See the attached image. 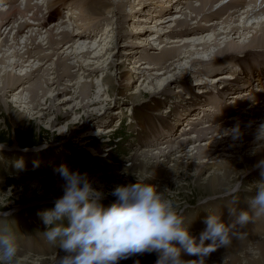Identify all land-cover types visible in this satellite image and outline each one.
I'll list each match as a JSON object with an SVG mask.
<instances>
[{
	"label": "rangeland",
	"instance_id": "1",
	"mask_svg": "<svg viewBox=\"0 0 264 264\" xmlns=\"http://www.w3.org/2000/svg\"><path fill=\"white\" fill-rule=\"evenodd\" d=\"M105 1L109 2V6L106 8V10H104L105 16H103L102 18H109V20L102 21L101 23H99L101 24V26L94 29L96 33L95 38L98 39L95 45L101 42L100 45H103V49H100L99 52H95L96 46H93V48L88 49L89 53L87 52V54L83 56V53H79L81 52V49L76 51L73 50L74 48H71L72 50L65 49L66 43L64 42L67 41V39H64V42L62 44H53V48H50V46L48 47L47 52L45 53L48 54V59H50V61H38V65L43 64L44 62H46V64L42 66L41 70H37V72L31 75L29 80L30 83H37L39 76L43 72L48 73V71L46 70L42 71L43 68L46 69V67L50 68L52 66L53 68L49 73L54 72V74L51 73V75L48 76L43 75L44 78L50 79L49 82H54L51 84V92H46L43 96L44 99H42L40 97L41 90L39 89L38 94L40 98L37 99L35 103H33V106H37L38 103H45L44 105H38L37 108L35 107V110H31V104H28V107L25 105L23 106V104L20 106H15L13 96H16V98H18L19 93L23 88L20 86H18V88L14 91H10L12 90L11 87H9V89L5 91H0V145H2L0 146L2 147L0 148V213L10 212L11 215L7 217V220L14 228L17 227L16 231L20 242V250L16 258V264H18L20 260L25 258H27L29 262L32 260L29 264H46L45 261H48L49 264H55L54 259H56L60 254L58 248L49 245L42 238L41 233L45 230L46 226L44 225L38 213L47 208L53 207L54 198L62 195V183L58 182V179L60 177L58 174L54 173V169L58 168L61 164H66L73 170L78 169L82 173H87L93 187L106 194V198L102 201L104 205H108L115 200V198L111 195H107L115 185L135 183L137 180L143 182L145 181V178L150 177L146 182L156 185L158 190L163 192V195L166 198L172 199L178 205V209L184 212V215L187 218L188 222L191 221L190 231L196 237L199 236V233L205 227L204 223L202 222L204 220L203 217H207L210 214L209 211L206 210V208H208L210 211L219 213L221 215V219L224 222L229 224L232 223L235 217L233 216L234 219H230L227 214V212L229 211V202L231 200V197H228V192L240 189L241 191L237 192V196H240V198L234 206L237 209V212L242 209H247L248 205L244 200L245 190H249L250 194L251 190H254L255 188L254 182L261 179L260 170L253 169L252 165L255 164L259 159L264 158V155L258 158V152L263 151L262 149L264 148L260 147L258 151L255 150L252 152L250 151V148H252L253 145L254 147L258 146L257 143L259 140L261 142L259 143V145L263 144L264 129L263 131H260L261 134L258 137L251 138L250 136L254 135L253 132L255 130L260 129L258 128V126L261 123H264V121H261L260 123H257L255 125H251L254 118H252V121H250L251 123H249V125H251L250 127L245 125L243 129L241 128L242 131L245 132V134H251L249 136V138L251 139L244 142L245 145H251V147L244 149L243 152L240 151L238 153L236 152L237 150L234 149V147H237L234 145H238V143L226 145V147L230 146L231 150H227L224 152L221 151L222 148H217L219 151H217L214 156H218L223 152V155L217 158L222 159L220 162L231 159L247 162V156H251L250 159L252 160V162L249 163H239L237 172L231 174L229 177L235 178L234 181L232 180V182L230 179H227L228 183H225L226 185L224 188L210 191L209 188L200 186L202 184V181H200L199 178H205L206 175L210 173V171L214 169L217 166L216 164L219 162L210 164L201 162L204 160L206 161L207 158L204 160H200L199 158H197L198 156L194 158L195 156L192 155V151H188L189 148H186V146L188 145L181 146V152H177L178 154H169L167 158H164L163 156L160 157V154H162L163 151L167 152L168 149L172 147V144L177 145V143L182 138L180 132L183 131L186 122L184 121L183 124L180 123V125L177 126V122L175 121L180 113L182 115L184 113L183 109L180 110L182 107L179 106V102L182 99H186V97H184L185 92H180V85H182V83H186L185 85L190 86L189 88L192 87L191 91L196 93V90L199 89L200 86L199 83L195 85V77H207L208 75L212 74H206L207 69L211 67V65L206 62L203 63L201 62V60L203 61V59H207L212 54H215L217 48L223 46L224 43H227V41H233L234 43L239 42L241 39H239L238 35L224 37L223 34H220L215 40L208 39V42L210 41L214 43L210 46L209 43L206 44L207 49L204 50H202L198 45L190 43L192 47L190 45L184 47L180 42H178L180 46H178L177 49L179 48V51H182L181 53H179L178 51L180 55L177 53L178 56L174 58L172 57L173 59L166 58L164 60H161L163 62H160V64H155L153 63V61L155 60L154 62L157 63L158 58H153L157 57L160 52L166 49L164 52L165 55L168 48L173 45H178L177 43L169 42L171 39L162 41V39L159 38L156 40L155 38L158 37L156 34L148 37L147 34H149V32H145L146 29L150 30L149 28H151L152 30H156V27H158V29H160L159 27H161L162 24L160 26H157V24L159 25V23H155L154 19L156 17H162L164 14L152 15L149 11V7L152 4L148 5L149 1L147 2V0H143L141 4H139L141 0ZM138 5L141 7L145 5L147 7H145V9H141V7L139 8ZM166 5L167 4L163 5L160 8L164 9L162 10L163 12H169L170 15L166 18L163 17L162 20L173 21L175 17H172L171 14L174 10L171 11L169 6ZM160 8L157 7L158 10ZM171 8L173 9V7ZM38 9L40 15L45 13L44 10L46 9L44 7ZM154 9L155 8L153 7V9L151 10ZM65 10V6H63V13L55 12L51 16L49 15L46 28H39L40 31L44 34H42L41 37H38L39 39H36L35 42L31 41L32 44H29L28 47L34 48L40 43L41 45H44L42 43L43 40L41 41V38L43 35L47 34L44 31L49 28L50 30H52L53 39H56L57 41H62L59 40L61 37V29L65 31L66 28V31H70V35L71 33L73 34L74 32H76L72 29V26H77L74 22H72L75 19V16L71 19L72 25L70 27L62 28L60 26V21L66 19L65 16H62L65 15ZM106 22H108L110 27L108 26V28H106L105 34L107 33V39L102 42V39H104L102 37L104 36L102 35L100 39L99 35L101 34V32L103 33ZM134 22L141 23L136 29L137 31L134 30L132 34L126 32L131 31V24ZM56 23L58 25L57 27L54 26L56 25ZM10 26L11 24L7 25V30H5L6 27L2 26L0 31L2 33V35H0L1 40H5V38L2 39V37L7 34ZM32 26L33 27H31L30 29L24 28V31L22 32L23 38L21 37L19 45H9V43L11 42L10 38L14 35L12 32L11 34H8L10 35V37H7V39L9 40L7 43L8 45L2 46L0 48V59H2L1 54L3 53V51L7 50L10 47L9 51L7 52L8 54L13 50V46H16L15 51L17 50L16 52L18 53V56H16L15 58H9L11 59L10 61L14 63L12 65L16 66L15 68H13V74H18L20 72L21 69L19 68L22 64L25 65L27 69H30V67H32H28V65H26L29 63V61L22 62L21 64L22 59H20L19 57V55H21L22 52L26 50L23 45L25 44L23 43L25 42V38L29 37L30 35L32 36V38L38 36V29L36 24ZM212 33L214 35H218L217 32H211L210 34H207L205 36L213 37L211 35ZM134 37L139 38L134 39ZM80 40L83 41L85 39L81 38ZM47 41L48 40L46 39L45 42ZM86 41L88 42L89 39H86ZM145 41L147 44L145 43ZM191 42L193 43V40H191ZM143 43L146 46H143ZM44 46H39L38 50H40L42 47L44 48ZM46 46H48V44H46ZM98 47L97 49H99ZM170 49L177 51L176 48ZM55 50H57V52ZM39 54L42 53L39 52ZM76 55L77 58L75 57ZM141 56L146 58L144 59L145 63L143 64V66L138 67L139 63L137 62L143 60ZM25 58L26 56H24L23 60H25ZM10 61L7 59L6 61L4 60V63L2 65L6 67H1L0 69H10L12 66L9 64ZM168 65L170 68L167 67ZM81 66L83 67L84 71L82 69V71L80 70L77 73L76 70ZM132 68L134 69L132 70ZM223 69L224 68H221V70L215 72L214 74H221V71ZM93 70H95L94 74L92 73L90 76H85L87 75V72ZM165 70H167V72L163 74ZM228 70H231V68H229ZM66 74H70L71 76H66ZM80 74L83 76L81 80L87 81L86 83L91 81L93 83V87L87 88L89 97L84 98V100L80 95L82 87L81 84L83 82L78 83L80 84V87L78 84H76V79H73L72 81L70 80V78L79 77ZM123 75L125 76V78ZM155 76L159 77L160 82H162L158 83V80L157 82L156 80L154 81V78H156ZM170 78H174L176 80H173L174 82L172 83H167V81L170 82ZM143 80L144 84L140 85ZM148 82L150 84H147ZM69 83L70 86L68 85ZM71 83H73L72 86ZM166 83L167 86L165 87ZM251 85V83L247 84L246 86H243L241 84L240 88L238 87L236 90H242L248 87L250 88ZM43 88L48 89L49 87H46V85H44ZM199 90L205 91L203 88ZM27 91L28 89H25L23 91L21 98L22 102H24L26 98V101H28V98H30L28 96L32 94L30 92L28 93L29 95H27ZM101 94H103V96ZM230 95L227 94L225 95V97L230 98ZM61 98H67L68 101L62 102ZM80 100H83L82 103H88L89 106L84 108L80 107ZM95 101L97 103H95V105L93 106L92 103H94ZM244 102H246V104L251 103L252 106L261 105V103L256 104L248 101ZM72 107L73 109H71ZM247 107L249 106H246L245 108L240 107L243 110L240 109L239 114L243 115H237V117H240L237 119L242 120V118L246 119V117H249L247 116L248 109L245 113ZM39 108L45 109L39 110ZM104 110H107L108 112L102 115V112ZM195 110L196 108L190 110L188 108V112H190L189 114H193ZM236 110V113H238L239 109L236 108ZM258 110H260L259 107ZM132 113L133 115H131ZM19 115L22 116V119L20 120L18 119ZM120 115L122 116V118L125 117L124 124L119 129L114 130L112 129L115 126L114 122L120 117ZM204 118L206 119L199 120V123H201L198 126L199 130L212 128H203L205 125L202 123L209 121L207 124H211V122H213L212 120H210V118L212 119V116H209V118H207L206 116ZM232 119L228 118V122L230 124L228 127H231V125H233L230 123L234 122ZM149 120L154 121L156 125L153 126H155V128H158L156 131V135H152V138H144L146 139L144 140L145 142L141 140L139 141L141 137L138 136V131L140 130L138 121L145 124L146 130L148 132V130L150 131L148 127ZM159 120H161L162 123L165 122V126H167L168 123H171V126L174 125V131L173 133H171L172 137L165 135L168 133H164L167 128L164 127V125L162 126ZM215 120L218 122L221 121L220 124H222L223 122H227L226 117H223L222 119L218 115ZM74 121L78 122V126H73V130L67 131V129L62 128L67 127L68 123ZM172 121L174 122L172 123ZM235 123L236 122H234V124ZM103 127L109 128V132H111L109 137L104 135L100 137L99 135H96V139L91 138L89 142H87V144L86 141L82 142L84 138L82 140L83 136L80 137V135L82 134L81 131L86 129H93L94 131L92 132L96 134V131H101ZM232 130L234 129L232 128ZM159 134L164 135L160 136ZM166 136L167 139L165 141L163 139ZM178 136H180L179 140L177 139ZM157 137H159V139L156 141ZM225 140L226 139H224L223 141ZM147 141L151 142L146 143ZM167 142H169L170 145H167ZM154 143L155 145H153ZM4 144H6L7 146H4ZM144 145L148 147H150V145H153V147L145 148ZM144 148L149 155L155 154V156H157L154 157L153 160H155V158L160 160V162L163 164L161 165L162 170H156L157 167L154 170L153 167L151 172L142 174L140 166H134V164L131 163L132 156L136 154H138L136 156H143L145 154L146 151H144ZM160 150L163 151L160 152ZM157 151L159 152V154H157ZM96 152L99 155L95 157L93 155ZM186 153L188 154L185 155ZM229 153L233 155L228 157ZM180 154H182V156L178 158L177 156ZM18 160L23 161V170H17V168L15 167L16 161ZM176 160L179 162H176ZM174 162L176 163V165ZM112 166H115L116 170H118V172L120 173V182L113 183L112 181L108 182L97 179L98 174L106 173V171H108V169H111ZM133 166L134 169L131 170ZM230 167L233 166L230 165ZM148 169L149 167L147 168V170ZM169 170L172 171V173H169ZM199 173L202 176L199 177ZM107 174H110V171H108L106 175ZM153 174L154 176H152ZM18 178L23 179V181H18ZM43 179H45V185L40 187H33V184L38 185L37 181ZM49 179L54 180L52 181V183H50ZM215 196L220 197L211 199ZM225 197L228 198L226 199ZM203 201H207V203L202 205ZM191 218H193L195 221L191 220ZM251 225H255L256 227H258L255 235L243 232V227H247V231H249ZM243 227L241 228V230L238 229L239 232L237 236L234 237L230 243L231 247H227L226 249L218 247L208 256L206 264H211L210 262L213 260L215 261L213 264H225L224 261H228V259L230 258H235L234 261H236L237 258L238 263L240 262L242 264L249 263L248 261L246 262V259L254 258L258 261L264 259V256L260 257L256 254L258 251V240L259 243L264 241V219L257 220L255 222H249ZM205 243L207 244L208 242L206 241ZM218 249L219 251H217ZM181 254L182 257L187 255L183 251ZM226 255L227 258L225 257ZM230 255L231 257H229ZM35 259H41L43 263ZM129 259L141 264H154L155 260L157 259V254L155 252L154 254L145 253L142 255H134ZM187 259L192 260L196 259V257L188 256ZM127 260L128 259L121 260L119 261V263ZM33 261H35V263ZM237 261L235 264H238Z\"/></svg>",
	"mask_w": 264,
	"mask_h": 264
},
{
	"label": "bare ground",
	"instance_id": "2",
	"mask_svg": "<svg viewBox=\"0 0 264 264\" xmlns=\"http://www.w3.org/2000/svg\"><path fill=\"white\" fill-rule=\"evenodd\" d=\"M148 1H149L148 5L152 4L150 6L151 8L149 7V11L152 15H161V14L163 15L164 14L162 17H156L154 19L155 23H159V25L157 24V26H160L162 24L161 27H159L160 29H158V27H156V30H152L151 28H149L150 30H147V29L145 30L146 33L149 32V34H147L148 37L156 34L158 36L157 38H155L156 40L159 38L162 39V41L171 39L169 42L178 44V45H173L170 47L172 49L176 48L177 51H174V50H171L170 48H168L165 55H164V52L166 49L163 50L162 52L159 51L160 54L157 57L153 58V59L158 58L157 63L154 62L155 60L153 61V63H155V64H160V62H163L161 60H164L166 58L170 59L172 57L174 58V57L178 56V54L182 52V51L181 52L179 51V48L177 49V47L180 46V44L178 42H180L181 45L184 47L190 45V43H191V44L200 46V48L202 50H204V49H207L206 44L209 43V46H210V45H213V43H214V42L212 43L210 41L208 42V39L209 40L210 39L215 40V39H217V36H219L220 34L221 35L223 34L224 37L234 36V35L237 36L238 35L239 39H241L239 42H235V43L233 41L232 42L227 41V43H224L223 46L217 48V51L215 52V54H212L207 59H203V61L201 60V62H203V63L206 62V63H209L211 65V67H209L207 69L206 74L212 73L211 75L214 76L213 77L211 75H208L207 77H203V76L195 77V81L197 80L195 85L199 83V86H200L199 89L203 88L205 91H203V90L201 91V90L197 89L196 90L197 92L194 93L191 91L192 87L189 88L190 86H188V85L186 86L185 85L186 83L185 84L182 83V85H180L181 86L180 92L181 93L185 92L184 97H186V99H182L179 102V106L182 107L180 110L183 109L184 113H183V115L181 113L179 114V116L177 115L178 117L175 119V121L177 122L176 123L177 126H179L180 123L183 124L184 121L186 122L185 126L183 128V131L180 132L182 135V138L177 143V145L172 144V147L170 149H168L167 152L160 150V152L163 151L162 154H160V157L163 156L164 158H167V156L169 154L174 153V155H175V153L176 154L180 153L181 148H182L181 146H183V145L189 146L190 145L189 147L186 146V148H189L188 151H192V155L195 156L194 158H196V156H198L197 158H199L200 160H202V159L204 160L206 158H207V160L211 159L210 161H207V160L201 161V162L207 163V164L219 162L216 164L217 166L214 169H212L210 171V173H208L206 175L205 178L200 177V176H202V175H200V173L198 174V176L200 177L199 180L202 181L201 185L199 183L198 184L201 187L209 188L210 191L211 190H217L220 188H224L226 185L225 183H228L227 179L234 181L235 178H233V177L229 178V177L231 174L237 172L238 164L241 162L242 163H247V162L249 163V162H252V160L250 159L251 156H249V157L247 156V162L236 161V160H232V159L231 160H224V162L223 161L220 162L222 159H217V158L221 157V155H223L224 151L231 150V147L230 146L226 147V145H229L232 143H235V144L238 143V145H234V146H237V147H234V149L237 150L236 151L237 153L240 151L243 152L244 149L251 147V145L250 146L245 145L244 142L247 140L249 141L252 137H258L261 134L260 131H263V129L255 130L253 132L254 135L250 136L251 134L250 135L245 134V132H243L242 129L245 125L250 127L251 125H255L257 123H260L261 121H264V114H262V113H264V100L260 102L261 105L252 106L251 103L246 104V102H244L243 98H239V97H243V96H249V97L254 96L256 93H258V94H256L258 96L255 99H256V101H258L257 104H260L259 101L263 98V94L260 91V86L257 85V87L254 88L256 90V93L254 92L253 87L252 88L250 87V89L246 88V89H242V90H240V89L236 90V89L238 87L240 88L241 84L246 85L248 82H250V80H252L254 78H259L260 75H264V14H262V15L250 14V10H248V11L247 10L246 11H244V10L243 11H241V10L233 11V13L227 14V11L233 9L238 4V3H234V2L232 3L231 2V3H228L227 5H225V7L220 8L219 11L212 12V13H209L208 15H205L203 20H206V19L210 20V23H208L205 26L201 25V24H199V26H195L194 25L195 19H191V20L189 19L190 18L189 16H191L190 14H189V16H186L183 13V11H180L177 13L175 12V10L172 11L173 9L171 7L177 9V5H180L179 4L180 0H175V1L174 0H147V2ZM193 1L181 0L180 3H184V6L188 5V6H185L184 9L185 10L188 9L191 13V11L199 10L198 7H195L191 4V2H193ZM201 1L202 2H200V4H201L200 7L202 8V6H204L206 2H209L212 0H201ZM142 2H143V0H141L139 2V4H141ZM170 2H173V3L169 4ZM27 4H28V9H25V12H26L25 14L23 11H21L22 14H21V17L19 18L20 20L18 23L16 22L15 15H13V14H15V10L7 9L5 14L0 12V22L2 23V25L0 26V31H1L2 26L6 27L5 30H7V25L11 24L9 30L7 31V34L4 37H2V39L5 38V40L0 39V48L2 46L8 45L7 43L9 40L7 39V37L8 36L10 37V35H8V34H11L12 32L14 35L10 38L11 42L9 43V45L10 46L19 45V41L21 40V37L23 38L22 32L24 31V28L30 29L31 27H33L32 25L36 24L37 29H38V31L36 29L38 36L32 38V36L30 35L29 37L25 38V40H24L25 42H23L25 44H23V43H21V44L24 45L26 50L25 51L22 50L23 51L22 54L19 55L20 59H22L21 64H22V62L29 61V63L26 65H28V67L32 66V67H36V68L30 67V69H27L26 66L22 64L21 67L19 68V69H21L20 72L18 74H13V68H15L16 66L12 65L14 63H12L10 61L11 59H9V58L10 57L15 58L16 56H18V53L16 52L17 50L15 51L16 46H13V50L7 54V52L9 51V48H10L9 47L7 50L3 51V53L1 54L2 59H0V68L6 67L2 64L4 63V60L6 61V59H7L10 61L9 64L12 65L11 66L12 69L11 68L10 69H6V68L0 69V91H5V90L9 89V87L12 88V90H10V91H14L15 89L18 88V86L23 87L22 91L19 93L18 98H16V96H13L15 106H20L23 104V106L25 105L28 107V104H31V106H32L31 110H35L38 107V105H41V104L44 105L45 103H38L37 106H33L34 105L33 103H35V101H37V99H39L40 97L42 99H44L43 96L45 95L46 92H51V89H52L51 84L54 83L53 81L49 82V80H50L49 78L43 77V75L48 76V75H51V73L54 74V72L49 73L50 70L53 68L52 66L50 68L46 67V69L43 68L42 71L46 70V71H48V73L43 72L39 76L37 83L36 82L30 83L29 80H30L31 75L34 74L35 72H37V70L38 71L41 70L42 66H44V64H46V62H44L43 64L38 65L37 64L38 61H41V62L44 60L50 61V59H48V54L45 53V52H47L48 47L50 46V48H51L53 46V44L60 45L64 42V39H67V41L64 42V43H66L65 49L70 50L71 48H74L73 49L74 51L81 49V52H79V53H83V56L86 55L87 52L89 53L88 49L93 48V46L94 47L96 46L95 47L96 49L94 48L95 52H99L100 49H103V45H100L101 42L99 44L95 45V43L97 42L98 39L95 38L96 33H95L94 29L101 26V24H99V23H101L102 21H104V20L108 21L109 20V18H106V19L102 18L103 16H105L104 10H106V8L109 6V2H107L105 0H91V1L90 0H48L46 8L51 9L52 12L50 14L54 13L55 10H61L62 11L63 6H65V9H66L65 15H63V16H65L66 19H63L62 21H60V26L62 28L70 27L72 25L71 19L75 16L74 17L75 19L72 22H74L75 25H77L75 28L73 27V30H75L76 32H74L73 34L71 33V35H70L69 34L70 31L69 32L66 31V28H65V31H63L61 29V32H60L61 37L59 40H62V41H57L56 39H53L52 30H50V28L46 29L44 32H46L48 35L45 33L47 36L43 35L41 38V41L43 40L42 43L45 46L41 45V43H40V44L36 45V47H34V48L28 47V46H29V44L30 45L32 44L31 41L35 42L36 39H39L38 37H41V35L44 34L40 31L39 28H41V29L46 28V26H47L46 24H48V23H47V19L45 18V14L37 15L39 9H38V4H36L35 1L32 2V0H28ZM165 4H167L166 6H169L170 10L172 11L171 16L174 17V15H175V19H173V21L171 19H170L171 21H168V20L163 21L162 20L163 17L166 18V17H169V15H170L169 12H163L162 10H164V9L160 8ZM140 7L141 6H139V8ZM145 7H147V6L144 5L143 7H141V9H145ZM153 7L156 10L155 9L151 10V9H153ZM157 7H159L160 9L158 10ZM204 8L205 7H203L201 9V11ZM78 11H79V14H78ZM174 13H176V14H174ZM261 13H264V10H262ZM28 14H30V16H28L29 19L27 20L24 18V20H22V18ZM182 16H183V19H180V17H182ZM5 18L7 20L4 21ZM188 19L190 21H188ZM253 20H254V22H253ZM16 23H17V25H15ZM57 23H56V25H54L55 27L58 26ZM138 23L139 22L132 23L131 24L132 28H130L131 31H126V32H129L130 34H132L134 32V30H136L138 28V26L141 24V23H139V24ZM165 24H167V25H165ZM14 25L16 27H14ZM172 25H173V27H172ZM108 26H109V24H108V22H106V25L103 29V33L101 32V34L99 35L100 39H101L102 35L104 36V37H102V38H104V39H102V42L105 39H107L106 38L107 33L105 34V32H106V28H108ZM147 27H149V26H147ZM151 27H153V26H151ZM15 28H17V29L15 30ZM13 29H14V31H13ZM158 31H160V32H158ZM107 32H109V31H107ZM211 32H214V33L217 32L218 35H214L212 33L211 35L213 37H211V36L206 37L205 36L207 34H210ZM0 35H2L1 32H0ZM109 35H111V34H109ZM190 36H192V37H190ZM81 38H83L85 40L81 41L80 40ZM135 38L137 39L139 37H134V39ZM46 39L48 40L47 42H45ZM86 39H89V41L87 42ZM191 40H193V43L191 42ZM162 41H160V42H162ZM145 43H146V41H145ZM46 44H48V46H46ZM158 44H160V43H158ZM34 45H35V43H34ZM99 45L102 47H100ZM214 45H216V44H214ZM39 46H44V48L42 47L40 50H38ZM143 46H146V45L143 43ZM86 47H88V48H86ZM97 47L99 49H97ZM83 48L85 51L83 50ZM225 48H226V50H225ZM230 48H233V49H230ZM57 49H59V48H57ZM55 51L57 52V50H55ZM178 51H179V53H178ZM39 52L42 54H39ZM70 52H72V51H70ZM92 52H93V50H92ZM4 55H6V56H4ZM24 56H26L25 60H23ZM75 57L77 58V55ZM141 57L143 60L137 62V63H139L138 67L143 66V64L145 63L144 59H146V58L143 56H141ZM32 58H34V59H32ZM80 58H82V57H80ZM134 62H136V61H134ZM157 66H159V65H157ZM152 67H154V66H152ZM167 67H169V65ZM221 68H224L221 71V74H219V73L214 74L215 72L221 70ZM229 68H231V70H228ZM82 69H83L82 66L79 67L76 70L77 73L80 70L82 71ZM133 69L134 68H132V70ZM157 70H159V69H157ZM83 71H84V69H83ZM94 72H95V70L89 71L86 73L87 75H85V76H90L92 73L94 74ZM166 72H167V70H165L163 72V74ZM227 72H228V75H227ZM163 74H160V75H163ZM66 76H71V75L66 74ZM227 77H233V80L225 81L224 78H227ZM82 78H83V76L80 74L79 77L70 78V80L72 81L73 79H76L75 80L76 84L83 82L81 84L82 87L80 86V84H78V85L81 87L80 95L82 96V99L84 100V98L89 97L87 88L93 87V83H92V81L86 83L87 81L81 80ZM124 78H125V76H124ZM155 80H156V82L158 80L159 81L158 83L162 82V81L160 82L159 77L154 78V81ZM173 80H176V79L170 78V82L167 81V83H172V82H174ZM209 81H211V82H209ZM213 82H215L216 84H214ZM167 83H166L165 87L167 86ZM253 83H255V81ZM142 84H144V80L140 85H142ZM147 84H150V83L148 82ZM23 85H25V86H23ZM44 85H46V87L48 86L49 88L44 89L43 88ZM68 85L70 86V83ZM72 85H73V83H71V86ZM25 89H28V91L26 92L27 95H29L28 93H30V92L32 94L28 96V97H30V98H28V101H26L27 100V98H26L25 101L22 102L21 98H22L23 91ZM39 89L41 90L40 97L38 94ZM199 93H202V95H200ZM227 94H229V95L231 94L230 98L225 97V95H227ZM101 95L103 96V94H101ZM61 99H62L61 100L62 102L68 101L67 98L66 99L61 98ZM83 100H80V102H79L80 107H82V108L88 107L89 104L88 103H82ZM95 103H97V102L95 101L94 103H92V105L94 106ZM246 106H249L246 108V111H245V113H246L247 109H248L247 116H249V117L248 118L246 117V119L242 118V120L237 119V118H240V117H237V115H243V114H239L240 109L243 110L240 107L245 108ZM258 107L260 110H258ZM188 108H189V110L196 108V110L193 112V114H189L190 112H188ZM236 108L239 109L238 113H236L237 112ZM255 108H257V109H255ZM41 109H45V108H39V110H41ZM71 109H73V107ZM107 112H108L107 110H104L102 112L103 113L102 115L106 114ZM132 115H133V113H132ZM217 115H219L220 118H222V119H223V117H226L227 122H223L222 124H220L221 121L218 122L215 120ZM206 116H207V118H209V116H212V119L210 118V120H212L213 122H211V124H209V125L207 124L209 121L208 122H202L205 125L203 128H209V127H212V128L199 130L198 126H199V124H201V123H199V120L206 119V118H204ZM228 118H231V119L233 118L232 120L234 122H236L235 124H234V122L233 123L230 122L231 124H233V125H231V127H228L230 125L228 122ZM252 118H254L253 121H252ZM18 119L19 120L22 119V116L19 115ZM160 119H162V118H160ZM164 120H162V121H164ZM159 121L161 122V120H159ZM250 121H252V123ZM173 122L174 121H172V123ZM77 123L78 122H76V121L70 122V123H68L67 127H62V128L67 129V131L73 130V126L74 127L78 126ZM215 123H216V125L218 123L219 124L216 126ZM249 123H251V125H249ZM161 124H162V126L164 125V127L167 128V129L165 128L166 131L164 133H166V132H168V133L165 135L171 136L172 135L171 133H173V131H174V129H173L174 125L171 126V123L170 124L168 123L167 124L168 127H167V126H165V122H163V123L161 122ZM138 125L140 128V130L138 131V136L141 137V139H139V141L141 140V141L145 142L144 140H146L148 137H151L152 135L153 136L156 135V131L158 128H155V126H153V125H156L154 121L149 120L148 127H149L150 131L148 130V132L146 130V126L144 123L138 121ZM236 126L237 127L239 126V129L241 131V135L239 136V138L234 139L233 136L231 135V133L234 131V130H232V128H234ZM176 129H178V128H176ZM92 131H94V130L93 129L92 130L86 129V130L81 131L82 134L80 133L81 134L80 137L83 136L82 140L84 138V140L82 142L86 141V144H87V142H89V140L91 138H95V137H91V136H94V134H95ZM101 131L104 132V133H102L104 136L109 137L111 134V132H109L110 131L109 128L103 127L101 129ZM83 132H85V133H83ZM90 132H92V133H90ZM96 133H97V131H96ZM159 135L163 136L164 134H159ZM167 136L164 139L163 138L162 139L166 141ZM249 136L251 138H249ZM144 138H146V139H144ZM179 138H180V136L177 137L178 140H179ZM158 139H159V137L156 138V141ZM224 139H226V140L223 141ZM148 142H151V141H147L146 143H148ZM146 143H142V144H146ZM156 143H158V142H156ZM259 143H261L260 140L257 143L258 146L254 147V145H253V147L250 148V151L251 152L255 151V150L258 151L260 147L264 148V142H263V144H260V145H259ZM168 144L170 145L169 142H167V145ZM153 145H155V143ZM153 145H150V147H153ZM0 146H2V145H0ZM4 146H7V145L4 144ZM150 147L145 146V148H150ZM218 147L222 148L221 151H223V152L220 153L218 156L217 155L214 156L215 153L217 151H219ZM0 148H2V147H0ZM8 149H10V148H8ZM262 150L263 151L258 152V155H259L258 158H260V157H262V155H264V149H262ZM144 151H146V149ZM182 153H183V151H182ZM142 154H144V153H142ZM157 154H159V152ZM187 154L188 153H186L185 155H187ZM97 155H99V154L96 152L93 156L96 157ZM136 155H138V154H136ZM136 155L132 156L131 163L134 164V166H140L142 174L151 172L153 167H154V170L156 167H157L156 170H162L161 165H163V164L160 162V160L156 159V158H155V160H153L154 157H157V156H155V154L149 155L148 152L146 151L143 156H136ZM232 155H231V153H229L228 157H230ZM181 156H182V154L178 155L177 157L180 158ZM243 159H245V158H243ZM176 162H179V161L176 160ZM175 165H176V163H175ZM177 165H179V164H177ZM230 165H232L233 167H230ZM134 166L131 168V170L134 169ZM148 167H149V169L147 170ZM241 167H242V165H241ZM108 171H110V174H107L108 175L107 176L106 173ZM108 171H106V173H103V174H98L97 179L108 181V182L112 181L113 183L120 182V179H121V178H119L120 173L118 172V170H116L115 166H112L111 169H108ZM169 173H172V171H170ZM154 174L152 176H154ZM18 179H19L18 181H21V182L23 181V179H21V178H18ZM53 180L54 179H49V182L52 183ZM37 182H38V185L33 184V187L34 186L40 187V186H43L46 184L45 179L37 181ZM58 182L63 183L61 178L58 179ZM218 197H220V196H215V197H212L211 199H216ZM227 214H228V217L230 219H234L233 216L229 215V211L227 212ZM204 218H206V217H203V219ZM191 220L195 221L193 218H191ZM241 228L242 227H240L239 225L237 226V229L241 230ZM243 228H244L243 232L254 234V235L256 234L255 232L258 230V227H256L255 225H251L249 231H247L248 230L247 227H243ZM262 229H263V227H262ZM251 232H253V233H251ZM257 233H260V232H257ZM257 249H258V251L256 254L260 257H263L264 256L263 255L264 241L259 243V240H258ZM217 251H219V249ZM187 257H188L187 255L183 256L184 259L189 260V259H187ZM225 257L227 258V255ZM229 257H231V255ZM57 258L54 259L55 264H56ZM253 259H246V262L248 261L251 264H264V259H262L260 261L255 260V259L253 260ZM35 260H39V262H42L41 259H35ZM234 260H235V258L234 259L230 258V259H228V261L226 260L227 262L224 261V263L225 264H235L237 261V258H236V261H234ZM30 262L28 261L27 258H25V259L20 260V262H18V264H29ZM33 262L35 263V261H33ZM214 262L215 261L213 260L210 263L213 264ZM45 263L49 264L48 261H45ZM237 263H238V261H237ZM119 264H141V263L135 262L134 260H131L128 258L127 261L120 262ZM142 264H145V263H142ZM240 264H242V263H240Z\"/></svg>",
	"mask_w": 264,
	"mask_h": 264
},
{
	"label": "clouds",
	"instance_id": "3",
	"mask_svg": "<svg viewBox=\"0 0 264 264\" xmlns=\"http://www.w3.org/2000/svg\"><path fill=\"white\" fill-rule=\"evenodd\" d=\"M258 128L264 129V123ZM233 129L231 135L239 138V127ZM15 167L23 170V161H16ZM252 168L260 170L261 179L254 182L250 194L245 190L247 209L237 212L234 205L241 190L229 191V215L235 219L226 223L219 213L205 207L210 214L202 221L205 227L197 238L178 205L156 185L146 182L150 177L115 185L107 194L115 200L104 205L106 194L93 187L87 173L61 164L54 173L63 181L62 195L54 198L53 207L38 213L46 226L42 238L59 249L56 264H119L152 252L157 254L154 264H206L218 247L230 245L239 232L238 225L264 219V158ZM10 215L0 213V264H16L20 250L17 227L7 220ZM182 251L196 259H184Z\"/></svg>",
	"mask_w": 264,
	"mask_h": 264
}]
</instances>
